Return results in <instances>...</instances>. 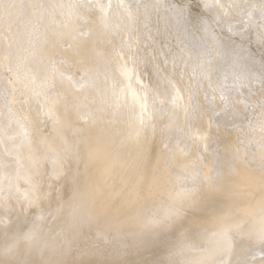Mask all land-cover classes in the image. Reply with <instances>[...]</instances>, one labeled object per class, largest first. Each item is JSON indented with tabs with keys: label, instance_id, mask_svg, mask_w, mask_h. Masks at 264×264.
<instances>
[{
	"label": "bare ground",
	"instance_id": "1",
	"mask_svg": "<svg viewBox=\"0 0 264 264\" xmlns=\"http://www.w3.org/2000/svg\"><path fill=\"white\" fill-rule=\"evenodd\" d=\"M168 1L0 4V264H264V87L256 130L225 84L260 73L206 31L194 90L155 80L157 30L190 47ZM197 1L264 41V0Z\"/></svg>",
	"mask_w": 264,
	"mask_h": 264
},
{
	"label": "rangeland",
	"instance_id": "2",
	"mask_svg": "<svg viewBox=\"0 0 264 264\" xmlns=\"http://www.w3.org/2000/svg\"><path fill=\"white\" fill-rule=\"evenodd\" d=\"M217 1V0H215ZM9 0H0V4L6 5ZM245 5L250 9H256L255 4L256 2L254 0H245ZM168 3L172 4L174 7L179 6L185 12H188L187 14V33L189 38L190 47L188 50V54L185 55V53H182L179 51V47L177 48V45L179 43L177 32L169 29L167 27L166 29H161L160 31L157 30V33L155 35L156 40V46L153 45V53L151 54L154 58L153 62V71L154 76L157 78L163 79L166 78L167 73L173 74L177 79H187L189 84L188 86L191 87L193 90L196 88V85L199 84L200 79L199 77L202 75L203 71L210 72L211 68L215 66L213 64L212 60L209 59L208 64H211L209 69L203 70V62L202 58H198L194 56V50L195 46H198L197 48L200 49L201 47L205 46L207 48L206 43V31H210L214 37H216L217 40H219L222 44H224V53H222L223 59L225 60H233V64L237 66H241L243 68H251L253 67V70L255 72L260 73V81L258 80L257 83L253 85V90L251 89V86L249 83L246 85L245 83L240 84V79L237 81L225 79L227 82H225L226 85L233 84L237 89L236 92H238L241 95V98H245L248 101H250V105H248V110L246 111V118L254 120L253 128L258 129L257 122L255 119L256 114H258L259 110L261 109L258 105L261 106V100L260 96L263 92L264 85V77L262 74H264V41L262 44H257L254 42L252 36L250 37L249 34L242 33L238 29L231 28L228 24L220 25L219 20H215L212 17H208L207 15H204V9L203 6L200 5V3L197 0H169ZM185 4V6H183ZM201 6V7H200ZM188 21H191L190 25L188 24ZM153 22H158L157 18L153 16V14L149 17V22L147 26V34L149 36H153V30L156 28L155 25H153ZM195 45V46H194ZM250 60H256L257 62L253 66L246 65V63H249ZM219 63V62H218ZM206 67V66H205ZM148 70V69H146ZM161 72V73H159ZM212 76H214V72L210 73ZM211 76V75H210ZM246 76V75H245ZM262 81V82H261ZM237 82V83H236ZM216 83V82H215ZM228 83V84H227ZM240 84L239 87L236 85ZM243 86V87H242ZM218 90L216 91V88H206L202 87V90L209 91V94H215L217 93L220 95L221 91L219 89L220 85H217ZM259 89V90H258ZM192 91V90H191ZM262 91V92H261ZM6 91L3 89L0 90V96L5 97ZM257 104V105H256ZM255 106V107H254ZM259 107V108H258ZM256 110V111H255ZM213 120L216 117V114L212 115ZM248 116V117H247ZM243 118L242 123L247 124V119ZM245 119V120H244ZM44 120V119H43ZM43 123V125H47V122L40 121ZM260 133V132H259ZM258 134H255V136ZM259 140L263 137V135H258ZM254 140V139H253ZM250 140L251 142L253 141ZM250 142V143H251ZM257 151L258 148H257ZM27 161L30 163H35L36 161H31V159L26 156ZM52 162V161H51Z\"/></svg>",
	"mask_w": 264,
	"mask_h": 264
}]
</instances>
